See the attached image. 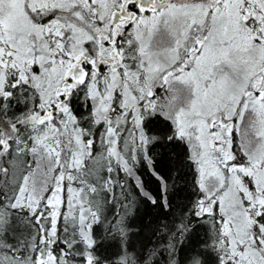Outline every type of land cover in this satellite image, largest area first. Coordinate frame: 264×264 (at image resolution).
<instances>
[{
    "label": "snow or ice",
    "instance_id": "6c2138e0",
    "mask_svg": "<svg viewBox=\"0 0 264 264\" xmlns=\"http://www.w3.org/2000/svg\"><path fill=\"white\" fill-rule=\"evenodd\" d=\"M0 264H264V0H0Z\"/></svg>",
    "mask_w": 264,
    "mask_h": 264
}]
</instances>
